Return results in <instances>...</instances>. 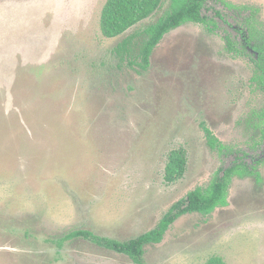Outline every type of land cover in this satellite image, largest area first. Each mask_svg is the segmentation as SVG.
<instances>
[{
    "label": "rangeland",
    "instance_id": "rangeland-1",
    "mask_svg": "<svg viewBox=\"0 0 264 264\" xmlns=\"http://www.w3.org/2000/svg\"><path fill=\"white\" fill-rule=\"evenodd\" d=\"M106 1L0 0V264H135L84 238L55 241L75 230L128 241L207 187L234 156L208 146L202 123L254 153L248 119L264 93L252 51L229 53L224 34L238 36L237 13L264 27V0H225L242 12L226 10L229 25L214 31H171L146 70L129 62L170 0L115 38L100 28ZM130 36L132 55H120ZM180 147L187 170L169 184L168 155ZM259 170L261 182L232 180L227 206L177 219L145 246L144 264H264V162Z\"/></svg>",
    "mask_w": 264,
    "mask_h": 264
},
{
    "label": "trees",
    "instance_id": "trees-1",
    "mask_svg": "<svg viewBox=\"0 0 264 264\" xmlns=\"http://www.w3.org/2000/svg\"><path fill=\"white\" fill-rule=\"evenodd\" d=\"M164 1L107 0L100 17L102 34L107 38H115L124 34L130 28L152 16ZM207 1L170 0V6L166 13L156 23L149 25L144 30L145 40L142 42L135 60L130 61L129 64H136L142 70H146L150 65V57L155 47L165 34L187 23H211V18L204 14ZM255 23L256 21L253 20L250 22V31L253 34L250 39L257 42L258 36L261 35V46H255L260 52V56L255 62L257 71L255 70L253 80L259 82L258 86L264 91V30L257 31ZM133 44V36L125 38L118 44L117 53L132 55L130 49ZM257 117L258 121L254 123L255 130H257L256 135L264 138V109L257 114ZM202 128L211 149L217 150L224 156L230 155L231 149L225 146L204 123H202ZM262 163L263 160H257L253 165L245 162L242 156H236L229 165L221 167L215 173L207 187H197L190 191L185 198L174 203L154 229L128 241L99 236L88 230H75L56 240L55 243L61 247L66 241L84 238L100 247L128 256L135 264H144L145 246L160 243L169 228L181 216L192 213L209 215L216 208L227 206L228 189L234 178L252 177L257 182H261L263 177L258 167ZM187 164L188 156L184 148L180 147L170 151L165 166V181L171 184L181 179L187 170ZM207 264H224V261L220 257H214Z\"/></svg>",
    "mask_w": 264,
    "mask_h": 264
},
{
    "label": "flooded vegetation",
    "instance_id": "flooded-vegetation-1",
    "mask_svg": "<svg viewBox=\"0 0 264 264\" xmlns=\"http://www.w3.org/2000/svg\"><path fill=\"white\" fill-rule=\"evenodd\" d=\"M226 10H230V11L232 10V14H234V10H238V12H242V9H236L234 6H232V4H230L229 2H227L225 0H208L207 1L206 9L204 10V12H205L204 14H207V16H209V18H211L210 19L211 23L209 22V23L204 24V25L208 28V30L213 29V31H214L215 28H220V27H224V26L229 25V20L227 18ZM237 16L239 17V19H241V23L238 26V30H237L238 36H233L229 32V30H226L227 32L225 31L224 39H225L226 44H227L226 49L229 53L234 54V56L246 55L247 50H251L253 55H254V56H252V57H254V59L252 60V62H253L252 63L253 64V76H254L255 70H256L255 62L259 59V56H260V52L256 49L255 46H258V47L261 46V35L258 36L257 42H256V40L250 39V37L253 35L250 31V22H252V20L255 21V19H256L254 13L248 14L247 17L246 16L242 17V16H240V13H237ZM255 25H257V23H255ZM256 30L257 31L258 30H264V27L261 26V29L256 28ZM241 35H243L242 38H241ZM238 37H239V40H241V39L243 40V43H239ZM253 76L251 77L252 83L256 86V88H258L259 90H261V92L264 93V91L260 88V86H258V84H260V83L253 80ZM263 109H264V107L258 111H254L253 113H251V116L248 119L249 120L248 125L251 124L252 129L254 131V138H253V142H252L253 144L251 145V147L253 148L254 153H256L257 155H253L254 153L251 154L248 151H237L238 149L235 150V149L227 146L228 148L231 149L230 156L233 155L234 159L236 156H242V158L245 162H248V163L253 164V165L256 164L257 160H263V162H264V138L257 137V135H256L257 130H255V127H254V123H256L258 121L257 114ZM262 164L259 165L258 169L260 168V166Z\"/></svg>",
    "mask_w": 264,
    "mask_h": 264
},
{
    "label": "water",
    "instance_id": "water-1",
    "mask_svg": "<svg viewBox=\"0 0 264 264\" xmlns=\"http://www.w3.org/2000/svg\"><path fill=\"white\" fill-rule=\"evenodd\" d=\"M187 24H188V23H187ZM184 25H185V24H184ZM184 25H182V26H184ZM182 26H180V27H182ZM180 27H178V28H180ZM178 28H176V29H178ZM176 29H174V30H176ZM174 30H171V31H174ZM171 31H170V32H171ZM170 32H168V33H170ZM168 33H167V34H168ZM167 34H165L164 37H165ZM164 37H163V38H164Z\"/></svg>",
    "mask_w": 264,
    "mask_h": 264
}]
</instances>
